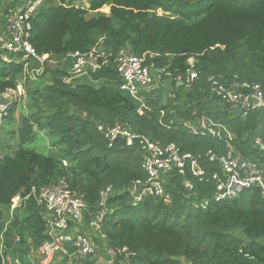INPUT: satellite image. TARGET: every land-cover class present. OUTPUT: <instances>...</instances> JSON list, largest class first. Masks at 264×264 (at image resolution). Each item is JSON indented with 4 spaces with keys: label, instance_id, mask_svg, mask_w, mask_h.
Here are the masks:
<instances>
[{
    "label": "trees",
    "instance_id": "trees-1",
    "mask_svg": "<svg viewBox=\"0 0 264 264\" xmlns=\"http://www.w3.org/2000/svg\"><path fill=\"white\" fill-rule=\"evenodd\" d=\"M6 1L0 0V9ZM104 6L109 13L101 11ZM31 40L49 58L89 50L99 41L115 54L127 48L167 67L173 79L187 74L193 57L199 78L174 97L169 92L174 89L159 85L142 89L136 98L121 90L113 63L93 74L99 85L83 80L68 84L65 68L48 63L45 74L28 85L26 114H20L16 129L6 132H20L16 148L0 155L5 264L10 256L23 260L27 246L38 247L47 238L45 215L33 200L3 231L12 197L62 181L85 199L88 222L101 209V190L114 186L102 232L116 264H264L260 189L217 198L213 182L198 181L189 169L188 177L196 181L193 191L182 177L172 176L166 183L168 201L147 196L133 204L129 187L146 178L142 158L121 140L109 147L97 129L99 122H121L163 144L175 142L202 155L205 178L218 168L205 152L223 153L228 143L236 156L264 163V150L256 143L257 138L264 142V107L246 116L227 111L229 106L213 96L209 80L259 83L264 89V0H89L80 6L74 0H45L33 17ZM22 77V63H0L1 91ZM18 105L6 120H14ZM194 108L222 123L214 124L222 138L186 126L195 118ZM87 257L74 258L73 264H94Z\"/></svg>",
    "mask_w": 264,
    "mask_h": 264
},
{
    "label": "built area",
    "instance_id": "built-area-1",
    "mask_svg": "<svg viewBox=\"0 0 264 264\" xmlns=\"http://www.w3.org/2000/svg\"><path fill=\"white\" fill-rule=\"evenodd\" d=\"M44 2L45 0H7L0 9V63L23 64L22 79L15 86L0 90V127L15 103L27 102L29 83L39 80L45 74L48 63L54 65L48 55L38 52L31 40L33 17ZM100 41L89 50H76L63 57L64 61L69 60L64 82L76 84L82 80L93 81V74L102 70L105 65L113 63L122 79L121 90L137 98L142 89L152 87L161 82L163 77L172 75L167 67L148 62L145 54L139 56L127 48L115 54L107 50ZM189 64L190 69L186 75H177L174 79L171 76L176 87H182V90L190 89L199 78L193 57L190 58ZM209 80L213 96L218 97L220 102H225L231 107V111L236 110L246 116L251 109L264 107V89L259 83H224L216 80L214 76H210ZM192 114L195 118L186 123L187 127L222 138V131L214 126L215 122L206 110L199 112L194 108ZM97 129L103 134L109 147H114L117 141L121 140L127 147L135 148L142 158L146 178L133 181L129 187L133 204L142 202L147 196L168 201L170 193L166 183L172 176L182 177L185 188L193 191L196 181L188 177L189 169L198 181L213 182L217 198H234L245 189L252 188L260 189L264 194V163L236 156L234 147L229 143L227 151L223 153L214 149L205 152L204 157L211 162H217L218 165L210 177L205 178L200 160L202 155L184 151L175 142L163 144L121 122L113 125L99 122ZM256 143L264 150V142L260 138H257ZM114 191L113 185L101 190V209L89 222V225L101 234L104 217L109 212V199ZM30 200L43 210L47 238L37 247L33 256L30 253L26 255L29 262L73 264L74 258L95 253L93 239L80 226L85 220L86 201L66 182L33 186L27 193H16L9 205L7 225L18 211L26 208ZM110 252L116 257L112 249ZM8 260L9 264L13 261L12 258ZM14 262L25 264L17 259Z\"/></svg>",
    "mask_w": 264,
    "mask_h": 264
},
{
    "label": "rangeland",
    "instance_id": "rangeland-1",
    "mask_svg": "<svg viewBox=\"0 0 264 264\" xmlns=\"http://www.w3.org/2000/svg\"><path fill=\"white\" fill-rule=\"evenodd\" d=\"M75 3L77 5H81V4H86L89 5V0H74ZM101 11L109 13L110 8L108 6H104ZM91 16V13L88 15V17ZM53 60V64L55 66H59L62 69L65 68V70L68 67L69 64V60L64 61L63 58H58V57H52L51 58ZM190 60V59H189ZM45 76L40 80V82L44 81ZM46 80V79H45ZM93 83H95L96 85L101 84L100 80H94L93 79ZM163 86L162 89H174L173 91L170 90L169 92L171 93L170 96L174 97L176 91H185L182 90L180 88L176 87V84H173V80L171 79V76H165L163 77V80L161 82H158L156 85L154 86ZM189 90V89H188ZM187 91V90H186ZM26 103H22L18 105V109L16 110L15 114H14V120L10 121V120H5L2 127H0V155L3 153H12L14 151V149L16 148V144L18 142V138H19V134L20 132L17 131L15 135L11 136L8 135L7 130L11 129V128H17V125L20 123V119H21V115L20 114H26V109L24 108ZM223 104L225 105L226 103L223 102ZM23 107V108H22ZM227 111H231V107L228 108L227 107ZM189 122V121H188ZM257 140V139H256ZM245 195V193H244ZM190 203H195V200H190ZM3 206L0 205V209H2ZM4 210V209H3ZM23 211V210H22ZM22 211H18L17 214L22 215L23 212ZM5 210H4V214H5ZM7 217V216H6ZM5 220V219H4ZM90 222V221H89ZM89 222L85 219L82 224L80 225L82 227V229H84V231L90 235V237L93 239V243L95 246V253L92 255H89V257H87L90 261H92L94 264H116L114 262L115 257L112 255V253L110 252V248L107 246L104 238L105 235L101 234L100 232L95 231L90 225ZM8 225L6 223V220L4 221V230L5 231L7 229ZM3 234V233H2ZM96 238V240L94 239ZM2 245V244H1ZM28 249V250H26ZM37 247H33V246H27V248H25V256L23 257V260H21L20 258H18L17 260L25 262V264H37L29 262L28 258H27V254L30 253L31 256L34 255L35 251H36ZM83 257V256H82ZM13 259L12 256L9 257V259ZM79 258V257H77ZM16 260V259H15ZM36 260V259H34ZM11 264H15L14 259L11 262ZM121 264H124L123 262Z\"/></svg>",
    "mask_w": 264,
    "mask_h": 264
},
{
    "label": "water",
    "instance_id": "water-1",
    "mask_svg": "<svg viewBox=\"0 0 264 264\" xmlns=\"http://www.w3.org/2000/svg\"><path fill=\"white\" fill-rule=\"evenodd\" d=\"M0 264H4V256L2 252H0Z\"/></svg>",
    "mask_w": 264,
    "mask_h": 264
},
{
    "label": "crops",
    "instance_id": "crops-1",
    "mask_svg": "<svg viewBox=\"0 0 264 264\" xmlns=\"http://www.w3.org/2000/svg\"><path fill=\"white\" fill-rule=\"evenodd\" d=\"M215 111H217V110H215ZM212 120H213L215 123H220V121H219V122L216 121L215 116L212 117ZM220 124H222V123H220ZM81 229H82V227H81ZM82 230L84 231V229H82Z\"/></svg>",
    "mask_w": 264,
    "mask_h": 264
},
{
    "label": "clouds",
    "instance_id": "clouds-1",
    "mask_svg": "<svg viewBox=\"0 0 264 264\" xmlns=\"http://www.w3.org/2000/svg\"><path fill=\"white\" fill-rule=\"evenodd\" d=\"M3 125V124H2ZM2 127V126H1ZM1 252V251H0Z\"/></svg>",
    "mask_w": 264,
    "mask_h": 264
}]
</instances>
